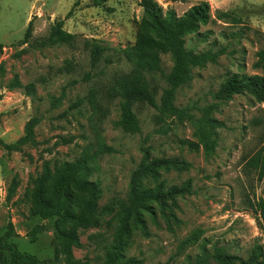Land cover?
Returning a JSON list of instances; mask_svg holds the SVG:
<instances>
[{
    "label": "rangeland",
    "instance_id": "1",
    "mask_svg": "<svg viewBox=\"0 0 264 264\" xmlns=\"http://www.w3.org/2000/svg\"><path fill=\"white\" fill-rule=\"evenodd\" d=\"M156 1L165 11L175 9L179 16L202 1L210 4V21L186 34L185 44L196 52L209 51L213 58L193 68V78L178 89L176 103L190 107L196 118L203 114L201 107L213 105L210 115L224 123L215 127L219 139L213 150L205 149L189 119H169L164 123L169 131L157 132L161 126L158 110L143 101L131 102L141 123L140 133L116 125L123 99H108L107 89L117 75L132 69L126 51L144 32L145 9L140 0L0 1V139L14 142L25 133L31 117L42 118L36 127L39 145L10 153L0 146V235L7 233L12 221L15 234L10 240L33 254L36 264L62 263L55 262L56 218L30 214L32 201L26 194L32 186L30 177L41 171L45 159L73 160L84 149L95 151L100 144L112 148L92 163V178L99 179L103 188L102 206L127 197L143 145L150 147L152 157H179L191 164L188 170L161 169L168 185L192 179V192L179 196L175 207L180 221L168 222L160 212L155 218L147 215L148 234L134 229L125 250L128 257L136 256L142 264H186L188 256L195 258L204 247L222 246L248 258L260 246L264 264V226L256 210L264 198V177L248 163L264 147V101L250 92L230 99L213 96L233 74L264 76V67L256 65L258 51L264 47V0ZM31 19L32 37L25 43ZM59 21L77 35L76 41L41 45L39 41ZM95 40L107 47L97 65L91 58ZM161 57L163 70L146 76L158 100L174 64L170 53ZM15 78L23 85L34 83L36 93L28 95L24 87L13 86ZM54 96L62 97L55 107ZM93 96L99 106L93 105ZM183 139L199 142V146L183 144ZM17 174L20 186L7 202L8 187ZM116 212L117 208L105 213L99 227L80 229V245L74 247L77 259L103 263L106 246L118 227ZM38 224L44 230L33 240L30 233ZM196 233L197 240L187 241ZM0 258V264H15L9 247Z\"/></svg>",
    "mask_w": 264,
    "mask_h": 264
},
{
    "label": "trees",
    "instance_id": "2",
    "mask_svg": "<svg viewBox=\"0 0 264 264\" xmlns=\"http://www.w3.org/2000/svg\"><path fill=\"white\" fill-rule=\"evenodd\" d=\"M1 1V0H0ZM145 9L143 17V30L136 42L126 51L133 66L130 72L117 75L115 81L107 89V98L123 99L122 113L116 125L129 133L142 131L140 120L132 108V101H143L158 110L157 121L161 124L157 132L167 133L169 127L165 125L169 119L184 122L189 119L195 126L206 150H213L218 142L219 133L216 126L224 123L212 115L213 105L201 107L203 114L196 118L190 107L179 106L176 103L178 89L190 82L193 78V68L205 64L213 55L209 51L188 49L185 44V35L198 31L202 24L211 19V7L208 1L191 6L183 15L179 16L175 9L164 10L156 0H140ZM33 20L27 27L24 42L32 37ZM76 34L65 30L62 21L54 24L47 37L39 42L41 45H54L57 43H73ZM106 46L94 41L92 49V63L102 58ZM162 53H170L174 64L170 73L166 75L167 84L162 90L160 100L157 90L147 79V74L160 72L162 67ZM257 66L264 67V47L258 51ZM89 77V75H88ZM15 87H24L26 94L36 93L34 83L23 85L18 78L12 83ZM250 92L259 100L264 101V76L259 74H233L224 85L213 93L216 99H230L234 94ZM62 97H53L52 106H57ZM93 96V105H98ZM81 101L75 103L78 105ZM99 106V105H98ZM42 118L38 115L31 117L25 124V133L14 142H5L0 139V146L9 153L23 152L28 145L40 144L36 127ZM68 141L70 139H64ZM183 144L198 147L199 142L183 139ZM112 150L105 144L91 151L90 147L84 149L73 160L53 161L45 159L41 171L30 177L32 185L26 191L30 196L32 206L30 214L42 219L56 218L57 233L55 235V262L62 264H90L88 260L77 259L74 247L80 245V229L99 227L103 224L105 213L117 208L116 217L118 227L113 241L106 246L105 258L102 264H142L143 260L136 256H127L125 250L130 243L135 228H141L148 234L147 215L156 217L160 212L168 222H179L175 211L178 206V197L192 192V179L188 178L181 184L168 185L162 178L161 169L188 170L190 162L179 157H152L149 146H142L143 156L139 165L132 171L127 197L113 199L102 206L100 200L103 188L99 179H93L95 166L92 164L104 152ZM249 166L264 177V147L251 156ZM152 181L149 185L147 181ZM20 177L15 175L8 187L6 200L10 202L20 186ZM260 224L264 226V198L256 206ZM44 230V225H36L31 231L33 240ZM15 234L12 221L8 224V231L0 235V254L5 247L10 248L11 259L15 264H36L35 256L22 251L10 238ZM197 233L187 241L197 240ZM262 249L257 247L248 258L228 252L222 246H215L212 250L204 247L202 253L195 258L188 256L186 264H262ZM1 261V258H0Z\"/></svg>",
    "mask_w": 264,
    "mask_h": 264
}]
</instances>
